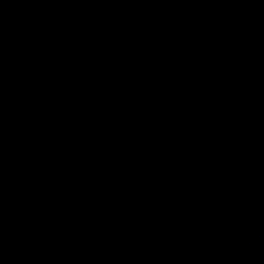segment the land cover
Segmentation results:
<instances>
[{
  "label": "water",
  "instance_id": "1",
  "mask_svg": "<svg viewBox=\"0 0 264 264\" xmlns=\"http://www.w3.org/2000/svg\"><path fill=\"white\" fill-rule=\"evenodd\" d=\"M0 264H264V0H0Z\"/></svg>",
  "mask_w": 264,
  "mask_h": 264
}]
</instances>
